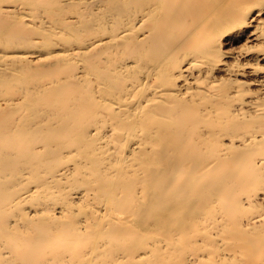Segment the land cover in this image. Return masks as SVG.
Segmentation results:
<instances>
[{
	"label": "bare ground",
	"instance_id": "1",
	"mask_svg": "<svg viewBox=\"0 0 264 264\" xmlns=\"http://www.w3.org/2000/svg\"><path fill=\"white\" fill-rule=\"evenodd\" d=\"M0 264H264V0H0Z\"/></svg>",
	"mask_w": 264,
	"mask_h": 264
}]
</instances>
